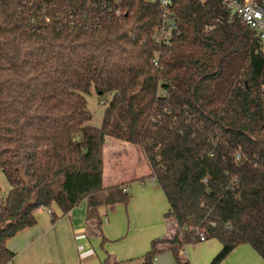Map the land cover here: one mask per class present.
<instances>
[{"label": "trees", "instance_id": "trees-1", "mask_svg": "<svg viewBox=\"0 0 264 264\" xmlns=\"http://www.w3.org/2000/svg\"><path fill=\"white\" fill-rule=\"evenodd\" d=\"M242 1V0H237ZM261 2L262 0H255ZM177 29L152 35L160 7L146 0H0V264L6 242L36 211L86 216L127 203L103 185L106 137L138 147L176 221L137 259L154 264L187 244L220 242L208 264L250 245L264 260V53L252 28L220 0H173ZM107 104L100 125L86 95ZM108 98V99H106ZM55 216L52 215L53 221Z\"/></svg>", "mask_w": 264, "mask_h": 264}, {"label": "crops", "instance_id": "crops-1", "mask_svg": "<svg viewBox=\"0 0 264 264\" xmlns=\"http://www.w3.org/2000/svg\"><path fill=\"white\" fill-rule=\"evenodd\" d=\"M102 180L104 186L123 184L128 202L99 207L100 226L96 219L87 218L85 202L67 214L55 204L50 206L51 213L38 208L36 224L7 240V248L15 253L8 264H100L106 255L111 262H121L141 257L152 239L173 238L176 221L164 216L168 202L134 145L105 138ZM220 247L216 239L190 243L178 257L187 264H208ZM154 264L177 263L166 250L155 257ZM220 264H264V260L250 245L242 244Z\"/></svg>", "mask_w": 264, "mask_h": 264}, {"label": "built area", "instance_id": "built-area-1", "mask_svg": "<svg viewBox=\"0 0 264 264\" xmlns=\"http://www.w3.org/2000/svg\"><path fill=\"white\" fill-rule=\"evenodd\" d=\"M118 3L119 0H108ZM157 3L160 7V19L153 31V39L157 43L166 44L170 41L177 29L176 17L171 5L173 0H146ZM229 15L238 16L247 26L252 28L260 42L261 51L264 53V0L260 3L255 0H220ZM51 213L50 208L40 207ZM199 240H205L203 234H199ZM79 250L82 246H78Z\"/></svg>", "mask_w": 264, "mask_h": 264}, {"label": "rangeland", "instance_id": "rangeland-1", "mask_svg": "<svg viewBox=\"0 0 264 264\" xmlns=\"http://www.w3.org/2000/svg\"><path fill=\"white\" fill-rule=\"evenodd\" d=\"M108 99V98H106ZM86 100H87V107L89 109V111L92 114V118L89 122L90 125L92 126H99L100 122H101V118H102V113L103 110L107 104V100L105 101H100V99H98L97 95L95 94L94 89L91 87L90 88V92L86 95ZM106 139H112L110 137H106ZM136 147V146H134ZM136 149H138V151H141L138 147H136ZM8 191V184L6 182V179L4 177V175L0 172V197H4L6 195ZM35 216L37 217V213L35 214ZM38 218V217H37Z\"/></svg>", "mask_w": 264, "mask_h": 264}]
</instances>
